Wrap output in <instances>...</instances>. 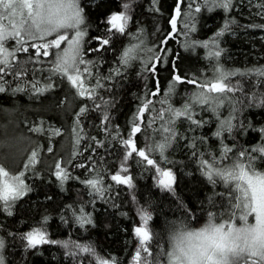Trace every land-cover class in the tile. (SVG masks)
I'll list each match as a JSON object with an SVG mask.
<instances>
[{
  "label": "trees",
  "instance_id": "1",
  "mask_svg": "<svg viewBox=\"0 0 264 264\" xmlns=\"http://www.w3.org/2000/svg\"><path fill=\"white\" fill-rule=\"evenodd\" d=\"M177 2L79 1L87 30L84 59L93 62L89 64L92 77L86 80V87H95L97 80L103 85L97 88L95 101L87 95L79 96L65 77L51 72L55 50L48 57H37L32 48L28 52L15 53L12 71L24 74L17 77L10 71L0 80V86L5 88V92L0 93V113L11 108L16 125L23 129L33 125L31 131L39 137L37 141L35 139L33 149L38 152L40 160L34 167L23 170L27 193L9 210L0 204L4 264H100L102 259L115 264H130L138 245L133 230L141 225V210H146L151 216L149 228L153 246H157L159 241L162 250H170L169 238L173 227L185 222L196 228L206 222L209 212L221 213L227 207L225 186L219 178H216V183L209 181L202 161L212 157L219 160L222 143L232 149L229 156L241 149L264 146L260 132L264 129V106H261L264 76L255 74V70L264 69V0H233L228 11L214 6L216 0H209L206 7L203 0H194L190 15L188 0H185L181 4V16L177 18V31L172 35L170 19L175 15ZM125 4L129 5L128 9L124 8ZM196 4L202 5L199 13L194 11ZM121 12L129 17L125 29L127 34L112 35L110 45L103 50L88 52L89 47L98 46L90 38L109 34L108 18ZM226 21L231 23L223 35L217 37ZM185 23L194 26V31L187 36ZM169 34L174 38L167 40L163 47L168 51L164 52L160 41ZM205 43L207 48L203 47ZM14 45V41L13 44L7 43L9 50ZM133 45L139 46L134 53L138 58L125 67L120 63L123 50ZM218 49V59L209 55ZM153 54L164 60L157 63L155 75L144 70L145 62ZM172 61L182 76H195L201 80H211L216 67L232 73L249 70L253 73L229 77L232 84L239 83L243 87V92L229 94L230 98L234 97L232 103L237 111H232L227 101L215 112L202 110L207 108L206 105L196 106L193 118L206 122L199 128L194 125L190 128V122L183 116L174 118L175 135L168 141L161 157L159 148L155 151H149V148L164 143V138L170 134L162 129L173 127L168 123L173 117L165 112L163 120L156 119L151 124L149 121L169 104L175 109L182 108L194 91V86L180 83L175 85L167 103L159 102L165 99L172 83ZM117 69L119 75L114 71ZM41 72L50 76L41 75ZM157 81L159 95H147L156 90ZM34 82L46 90L36 92L32 87ZM48 84H51L50 88L46 87ZM17 88L22 90L16 91ZM145 99L152 101V110L145 111L142 120L138 121L141 132L133 139L138 149H144L149 159L156 162L155 165H148L136 154L124 161L126 149L123 140L129 137L133 117ZM95 104L101 107L97 109ZM82 107L87 111L78 116ZM105 115L107 121L104 120ZM230 115L235 117L231 124L237 127L231 134L224 131L217 138L214 133L230 119ZM241 124L242 127L239 126ZM46 125L59 127L62 132L57 138H49L48 133L43 132ZM37 128L42 131L33 130ZM76 133H79V144L76 143ZM65 139L68 141L61 148L60 142ZM3 141L2 137L0 145ZM51 141L54 149L45 157ZM57 155L68 179L60 180L54 174ZM122 163L126 164L127 172L121 175L131 177L132 187L117 185L110 180ZM81 164L84 167H78ZM256 166L264 171V161L258 160ZM156 167L174 171L176 182L172 191L157 184ZM94 178L103 180L101 186L106 188L103 197L85 183ZM109 184L112 186L107 188ZM81 216L90 217L91 223L82 225L78 219ZM41 226L50 240L60 243L28 248L25 234ZM77 245L90 246L94 253L86 254ZM164 261L166 257H161V263Z\"/></svg>",
  "mask_w": 264,
  "mask_h": 264
},
{
  "label": "snow or ice",
  "instance_id": "2",
  "mask_svg": "<svg viewBox=\"0 0 264 264\" xmlns=\"http://www.w3.org/2000/svg\"><path fill=\"white\" fill-rule=\"evenodd\" d=\"M185 0H178L175 7V15L171 17V32L177 31V18L181 16V4ZM233 0H216L215 5L228 11L232 7ZM194 0H188V14L193 12ZM209 0H203V6H208ZM200 4H196L194 11H201ZM125 9L129 8L128 4L124 5ZM156 9H154L155 11ZM83 10L79 6V0H0V80L12 71V60L15 53L18 51L28 52L29 48L35 50V55L40 57H48L50 50L56 49L54 53L55 59L51 62V72L65 77L72 87L76 88L77 94L81 97L85 95L89 99L95 101L97 88L103 87L100 81H96V86L86 87V80L92 77V71L89 64L91 61L84 59V37L87 35L85 18L82 15ZM129 17L125 12L113 14L108 18L107 23L111 26L108 29L109 34L98 37H91L90 40H95L97 47H89L88 52H99L110 45L111 36L117 34H127L125 29L128 24ZM226 21L224 29L217 33V37L223 35L227 30L228 24ZM114 30V31H113ZM194 31V26L185 23V35ZM51 37V39H49ZM169 38H174L171 34L166 35L161 39L160 45L164 52L168 49L163 47L166 45ZM9 40H14L15 45L9 50L6 45ZM62 45H65L62 48ZM195 47V44L192 45ZM138 45H133L123 50L120 63L125 67L131 65L132 61L138 57L134 53L138 49ZM203 47H208L205 43ZM149 52L152 49H148ZM210 56H215L217 59L220 56V50L214 53L210 52ZM161 56L153 54L149 61L145 62L144 70L155 75L158 71L157 63H163ZM172 83L168 91L165 93V99L159 101L161 104L167 103L171 99L175 85L186 83L194 86V91L188 97L187 102L180 109L173 108L170 104L167 108L157 112L156 116L149 121V124L154 123L156 119H164L165 112H168L173 117L168 123L173 127L165 126L162 131L169 133V136L164 138V143L158 144L155 147L149 148V151H155L159 148L160 155L163 157L164 149L168 145V141L174 137L173 131L175 119L185 117L190 122L191 126L201 127L205 121H198L193 118V113L196 106L206 105L207 108L216 111L222 106L225 101L228 102L232 111H237L232 103L234 97L229 94L235 92H243V87L239 83L232 84L229 77L231 75H250L253 70L241 73L239 71L232 73L222 70L219 67L214 68V74L211 80L204 78L201 80L198 77H187L179 74L175 61H172ZM83 66V67H82ZM94 66V65H93ZM116 75H119V70H114ZM14 76H21L22 71H12ZM258 76H264V69L255 70ZM6 83V81H5ZM38 82H34L32 87L38 93H43L46 89L37 87ZM51 87V84L46 86ZM22 89L17 88L16 91ZM5 92V88L0 86V93ZM160 92L159 82L155 91L149 92V96H158ZM103 100L102 97H100ZM107 103V102H104ZM152 101L145 99L137 110V115L133 117L132 127L129 137L123 140L126 154L124 161L136 154L147 162L148 165H155L153 159H149L144 149H138L133 137L141 132L140 123L143 114L147 110H152L150 106ZM95 108L99 109L100 104H95ZM261 106H264V100H261ZM87 111L85 107L80 109V114ZM235 117L230 115V119L221 125L214 135L220 138L224 131L229 134L237 125L231 124V119ZM104 120L108 117L105 115ZM226 125V127H225ZM79 123L77 121V127ZM242 127L243 125H239ZM34 131H42V129H33ZM75 131V129H74ZM262 139H264V129H260ZM55 134H59L56 130ZM76 143L79 144V133H76ZM222 143V142H221ZM222 154L219 160L212 157L210 160L202 161V166L205 167V174L209 181L216 183L217 179L223 183L226 188L224 195L228 198L227 207L221 213L209 212L206 222L194 228L190 223L181 222L178 227H173L170 235V250H162L155 255L150 250V242L153 240V235L148 229V222L151 219L146 210H141L140 220L143 226L134 227V235L138 237V245L133 257L134 264H141L142 253L143 264H161V257H166V264H264V171L257 168V161H264V146L254 148L252 150L241 149L239 152H232V149L222 143ZM49 151L52 149L49 148ZM38 152H31L29 161L25 164V169L34 167L38 162ZM84 167V165H78ZM55 175L60 180L68 179L67 172L61 167V163L55 164ZM122 172H127L125 163L121 164L120 170L111 175L110 180L117 185H127L132 187L131 177L121 175ZM158 174V184L162 189L172 191V185L175 182V177L171 170H162L160 167L155 168ZM86 185L92 188L96 193L103 197L106 191L102 187L103 180L100 178L88 179ZM112 185L109 184L107 188ZM28 191L24 182V172L21 171L17 175H10L4 167H0V201L3 202L5 210H9L12 204L20 197L24 196ZM83 211V210H81ZM9 214L10 211H9ZM251 218V220H250ZM79 222L91 223L90 217L81 216ZM239 221V223H237ZM24 239L27 240L28 248H36L39 245L57 244L59 241L50 240L46 230L41 227L33 228L29 231ZM159 247V241L156 242ZM67 247V245H64ZM3 247V240H0V248ZM86 254H93L94 249L90 246H80ZM152 259L149 260L148 258ZM0 264H3V257H0ZM101 264H109L108 260H102ZM114 264V262H113Z\"/></svg>",
  "mask_w": 264,
  "mask_h": 264
},
{
  "label": "rangeland",
  "instance_id": "3",
  "mask_svg": "<svg viewBox=\"0 0 264 264\" xmlns=\"http://www.w3.org/2000/svg\"><path fill=\"white\" fill-rule=\"evenodd\" d=\"M79 6H80V3H79ZM173 34L174 33H172V35ZM49 39H51V37H49ZM13 41L14 40H9L8 43L9 44H13ZM64 46L65 45H62V48ZM6 47H7V45H6ZM53 50H55V52L58 51L56 49H52V50H50V53ZM54 57H55V55H54ZM40 74L41 75L44 74V76H50V75H45L46 73H43V72H41ZM5 113H6V116L3 117V114H5ZM13 115H14V111L11 108L4 109V112L0 113V140H2V137L4 139V141H3L4 143L2 142L3 145L2 144L0 145L1 146V149H0V167H4L5 170L10 173V175H17L21 171L24 170V168H25L24 166H25V164L28 163L29 157L31 155V152L34 151V149H33L34 148V144L37 141V139H39V137L36 136L35 133H33L31 131V128H33V125L29 126L30 129L29 128H24L23 129L18 124L16 125V122L12 120V118H13L12 116ZM7 117H9V118L11 117L9 119L10 121L8 119L5 120ZM1 119L3 121H1ZM49 125H46L45 129L43 130V132L48 133L49 138H57V136L62 132V130L59 127H52V126H49ZM56 130H59V134L58 135L55 134ZM35 139H36V141H35ZM67 141H68V139L62 140L60 142V147L62 148L66 144ZM49 144L50 145H49V147L47 148V150L45 152V157L47 156V154H49L54 149V143L51 141V143H49ZM49 148H51L52 150L49 151L48 150ZM41 153H42V151H41ZM37 159L40 160V157H37ZM57 162H60L61 165L63 164L61 162L60 156H58V155H57V159L54 162V168H55V164ZM51 165H53V163ZM162 170H171V169H162ZM171 172L173 173V175L175 177V182H176L175 173L172 170H171ZM122 174H124V172H122ZM155 176H156L155 177L156 178V182L158 184V174L156 173ZM175 182L172 185V190H173V187L175 185ZM26 193H27V191H26ZM0 204L3 205V202L0 201ZM250 220H251V218H250ZM204 223H202L201 225L197 226L196 228L202 226ZM237 223H239V221H237ZM138 226H143V222L141 221V225H138ZM148 229L150 231L149 222H148ZM150 233H151V231H150ZM0 240H3V238L1 236H0ZM150 245H151L150 250L153 252V255L158 253V250L162 251L161 247L158 248L157 246H153L154 245L153 240L150 242ZM4 247H5V242L3 240V247L0 248V257H3V264H4V255H3ZM144 255L145 254L142 253L141 264H143V256ZM148 259L151 260L152 258L149 257ZM102 260H100V261H102ZM108 261H109V264H113L112 261H110V260H108ZM100 264H101V262H100ZM130 264H134V260L133 259H132V262ZM161 264H166V261L162 262Z\"/></svg>",
  "mask_w": 264,
  "mask_h": 264
},
{
  "label": "bare ground",
  "instance_id": "4",
  "mask_svg": "<svg viewBox=\"0 0 264 264\" xmlns=\"http://www.w3.org/2000/svg\"><path fill=\"white\" fill-rule=\"evenodd\" d=\"M139 144V143H138ZM30 173V172H29ZM2 211V210H1ZM4 212V211H3Z\"/></svg>",
  "mask_w": 264,
  "mask_h": 264
}]
</instances>
